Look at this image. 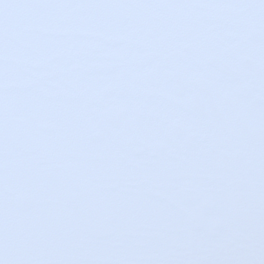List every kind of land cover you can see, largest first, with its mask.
<instances>
[{
	"label": "snow or ice",
	"instance_id": "6c2138e0",
	"mask_svg": "<svg viewBox=\"0 0 264 264\" xmlns=\"http://www.w3.org/2000/svg\"><path fill=\"white\" fill-rule=\"evenodd\" d=\"M0 264H264V0H0Z\"/></svg>",
	"mask_w": 264,
	"mask_h": 264
}]
</instances>
